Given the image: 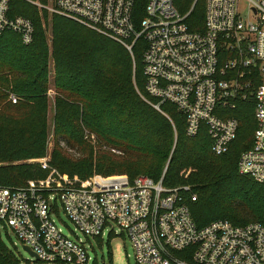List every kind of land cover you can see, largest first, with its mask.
<instances>
[{
    "label": "built area",
    "instance_id": "2783aa9c",
    "mask_svg": "<svg viewBox=\"0 0 264 264\" xmlns=\"http://www.w3.org/2000/svg\"><path fill=\"white\" fill-rule=\"evenodd\" d=\"M24 1L121 43L131 54L142 39L145 92L158 102L143 98L161 113L162 104L174 105L185 116L188 137L205 126L217 156L237 138L239 121L230 112L251 95L257 129L238 169L264 184V0H202L203 31L187 23L199 0L187 14L175 0H147L139 22L137 0ZM11 3L0 0V36L11 32L29 45L34 24L11 15ZM9 99L17 103L14 95ZM43 166L49 170L45 179L0 186V230L9 228L39 262L90 264L92 242L108 235L132 243L135 264H264V225L218 220L198 228L184 201L189 187L166 188L163 180L146 176L69 178L47 162ZM60 207L75 227V239L58 224Z\"/></svg>",
    "mask_w": 264,
    "mask_h": 264
},
{
    "label": "trees",
    "instance_id": "16d2710c",
    "mask_svg": "<svg viewBox=\"0 0 264 264\" xmlns=\"http://www.w3.org/2000/svg\"><path fill=\"white\" fill-rule=\"evenodd\" d=\"M194 2L175 0L183 14L189 13ZM146 3L137 0L136 22L145 17ZM11 9V15L31 19L35 32L29 45L11 32L0 36V186L22 187L47 177L49 170L30 161L47 155L52 126L60 141L89 150L75 161L57 142L50 165L63 176L163 180L166 188H190L184 201L200 229L218 220L236 226L264 225V184L238 169L240 156L252 147L257 129L251 95L230 112L239 121L237 138L228 152L217 156L205 126L197 136L188 137L185 116L174 105L162 104L163 114L145 100L158 102L145 92L142 39L131 54L123 44L70 19L40 12L24 0H12ZM204 18L205 4L199 0L187 18L190 29L203 31ZM52 73L56 97L50 120ZM10 95L17 98L16 104ZM85 131L122 156L96 153ZM0 264H21L1 230Z\"/></svg>",
    "mask_w": 264,
    "mask_h": 264
},
{
    "label": "rangeland",
    "instance_id": "374dc122",
    "mask_svg": "<svg viewBox=\"0 0 264 264\" xmlns=\"http://www.w3.org/2000/svg\"><path fill=\"white\" fill-rule=\"evenodd\" d=\"M242 13L245 14L247 7L245 5L242 6ZM50 91H49V119H53L54 116V107H55V87L53 83V73L50 75ZM13 103V102H12ZM14 104V103H13ZM85 139L88 141L87 143L90 144L91 147H93L94 151L97 153L98 151H103L102 153L106 154H116V156H122V153L114 150L109 149V147H106L103 145L100 141H98V138L96 135L85 131ZM59 143V148L63 150V153L67 155L68 157L72 158L73 160L77 161L80 160L85 152H88L89 150L85 148H81L79 146L72 147L71 145H68L65 142L60 141L55 136L54 128L51 126V134L47 143V155L44 158L38 159V160H32L30 163L39 164L42 168V170L46 171V168H44L43 164L44 162H47V164H50L51 162V154L53 150L56 148V143ZM116 151V152H114ZM101 153V152H100ZM100 177H103L105 179L108 178H118V177H125V176H110L105 177L102 175H97ZM58 224L63 228L65 235L70 237L71 239H75V227L71 223V221L66 216L64 210L62 207L59 209V213L56 216ZM3 239L8 247L13 248V244L17 243V253L21 260V264H26V260L30 259V255L24 251L23 245L18 241L16 236L12 233V231L7 228L2 231ZM82 237V236H81ZM92 246L94 248V251H91L90 256L92 258V261L90 264H93V261H95L97 264H135V251L133 248L132 243L125 239L122 236H112L108 237L106 235L101 242H92Z\"/></svg>",
    "mask_w": 264,
    "mask_h": 264
},
{
    "label": "water",
    "instance_id": "95a60500",
    "mask_svg": "<svg viewBox=\"0 0 264 264\" xmlns=\"http://www.w3.org/2000/svg\"><path fill=\"white\" fill-rule=\"evenodd\" d=\"M23 249L30 255V257L35 258L36 261H39V257L34 252H32L30 248L24 246Z\"/></svg>",
    "mask_w": 264,
    "mask_h": 264
}]
</instances>
